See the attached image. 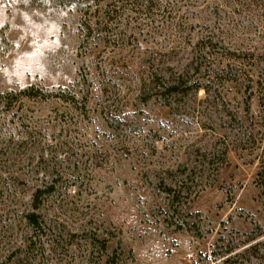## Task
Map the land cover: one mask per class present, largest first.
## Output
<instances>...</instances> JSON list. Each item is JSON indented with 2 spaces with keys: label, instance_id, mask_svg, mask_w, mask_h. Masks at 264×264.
<instances>
[{
  "label": "rangeland",
  "instance_id": "obj_1",
  "mask_svg": "<svg viewBox=\"0 0 264 264\" xmlns=\"http://www.w3.org/2000/svg\"><path fill=\"white\" fill-rule=\"evenodd\" d=\"M263 160L264 0H0V263L37 190L42 218L102 225L128 264L244 252Z\"/></svg>",
  "mask_w": 264,
  "mask_h": 264
},
{
  "label": "trees",
  "instance_id": "obj_2",
  "mask_svg": "<svg viewBox=\"0 0 264 264\" xmlns=\"http://www.w3.org/2000/svg\"><path fill=\"white\" fill-rule=\"evenodd\" d=\"M203 50L210 52L209 45L202 47ZM179 84L176 79L173 82ZM37 91L34 86L23 90L25 96ZM197 173L192 169L185 170L179 177L180 191L170 190L167 195L166 211L163 222L167 225L171 220L176 219L175 211L179 207V195L184 194L189 189V185L193 182ZM258 179L260 186L264 191V160L261 162L258 171ZM53 186L48 184L43 192L47 195L52 193ZM40 190L33 194L32 210L25 215L26 226H28V236L24 240V248H15L6 256L5 260L0 264H128L124 260V252L118 245L112 251L108 250L109 237L101 233L103 228L86 227L83 224L76 228H67L60 219H44L36 210L39 209L38 194ZM176 221V220H175ZM180 229H183L182 227ZM220 246L217 248L223 251L216 254L215 250L210 252L212 258L206 264H244L243 257L250 253H264V238L253 243L244 252L233 254L232 250H227V244L223 237L219 238ZM258 260V258H256ZM250 264H255L251 263Z\"/></svg>",
  "mask_w": 264,
  "mask_h": 264
}]
</instances>
